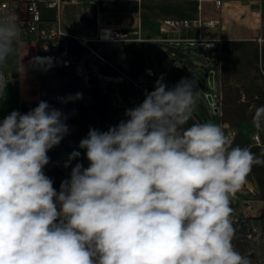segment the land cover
Instances as JSON below:
<instances>
[{
  "label": "clouds",
  "instance_id": "obj_1",
  "mask_svg": "<svg viewBox=\"0 0 264 264\" xmlns=\"http://www.w3.org/2000/svg\"><path fill=\"white\" fill-rule=\"evenodd\" d=\"M21 37L16 13H0V67ZM197 91L195 79H158L126 120L90 128L87 166L59 191L44 169L68 132L61 111H11L0 121V264H251L232 243L231 202L264 160L216 123L185 127Z\"/></svg>",
  "mask_w": 264,
  "mask_h": 264
},
{
  "label": "rangeland",
  "instance_id": "obj_2",
  "mask_svg": "<svg viewBox=\"0 0 264 264\" xmlns=\"http://www.w3.org/2000/svg\"><path fill=\"white\" fill-rule=\"evenodd\" d=\"M84 8L91 11L90 5ZM136 11L137 4L127 0H103L102 3L107 26H122L130 32L136 29ZM142 14L143 35L149 33L153 38L160 37V34H154L159 12H149L143 0ZM260 27L264 35V19ZM180 36L170 33L164 41L149 43L136 40L91 43L105 61L96 57L81 37L68 35L56 46L42 47L45 65L40 101L60 110L62 120L68 126L61 142L52 148L51 169L47 174L57 191L61 182L70 178L71 168L77 162L87 166L85 150L79 143L89 129L106 131L126 120V109L142 103L145 94L153 91L156 81L161 78L169 88L182 78L196 80L197 106L185 127L213 122L224 129L223 124L228 122L237 131L236 141L240 147H247L264 160V43L260 45L253 39H229L208 47L199 42L184 41ZM148 66L154 68L155 77L148 78L144 74ZM212 73L215 88L209 81ZM77 93L82 94L81 99H68ZM210 94L214 95L216 104L208 100ZM255 132H259L261 144L252 142ZM74 151L80 152V157L65 167ZM231 207L235 229L233 246L247 256L251 264H264V242L247 241L243 229L233 221L236 216L264 217V163L253 166L246 183L232 198Z\"/></svg>",
  "mask_w": 264,
  "mask_h": 264
},
{
  "label": "crops",
  "instance_id": "obj_3",
  "mask_svg": "<svg viewBox=\"0 0 264 264\" xmlns=\"http://www.w3.org/2000/svg\"><path fill=\"white\" fill-rule=\"evenodd\" d=\"M226 1L229 6L221 12L215 11L208 1L203 4L202 10L199 9L197 0H144V5L149 12L157 10L160 14L157 31L154 33L157 35L160 34V20L168 17L195 18L201 13L219 20L217 26L206 32V38L213 40L214 46L229 39L256 41L258 36L263 35L260 26L264 19V0ZM102 3L103 0H59V11L57 8H48L43 5L42 17L46 21L53 20L59 12L67 35L91 38L107 26L105 13L102 12ZM88 5H90V12L84 8ZM149 6L152 9L148 8ZM255 11L261 13L260 19L254 17ZM213 29L216 31L212 33ZM143 31L142 22V34ZM193 33L190 32V34ZM145 35L151 36L149 33H144ZM201 44L206 45V43ZM44 65L41 43L22 30V37L15 52L7 63L0 67V71L6 77L5 87L0 91V121L13 110L21 112L22 109L31 110L37 106L42 97ZM51 152L52 149L48 152L49 164L44 169L46 175L51 169Z\"/></svg>",
  "mask_w": 264,
  "mask_h": 264
},
{
  "label": "built area",
  "instance_id": "obj_4",
  "mask_svg": "<svg viewBox=\"0 0 264 264\" xmlns=\"http://www.w3.org/2000/svg\"><path fill=\"white\" fill-rule=\"evenodd\" d=\"M127 1L135 2L137 4V15H135L134 21L136 29L133 32L124 29L122 26L110 25L102 28L94 38H80L100 60L105 61L106 58L91 46V43L93 42L111 43L136 40L137 42L149 43L154 40L164 41L168 38L170 33H178L181 35L180 38L184 41L206 43L208 47L214 46L213 40L206 38V32L208 29L217 26L219 20L209 18L202 13L195 18H164L159 22L160 37L153 38L152 36H144L142 34V0ZM206 1H208L212 8L217 12L224 11L225 8L229 6V3L226 0H197L199 9L202 10L203 4ZM43 5L48 8H57L59 11V0H0V9H2L3 12L14 11L17 15V20L21 29L40 42L44 49H48L60 44L63 38L68 35L62 26L59 12L53 20L46 21L43 19L41 10ZM253 14L255 18H261V13L259 11H255ZM190 32L194 33L190 34ZM256 41L262 45L264 43V35L258 36ZM144 74L148 78H153L155 77L156 72L153 67L148 66L145 69ZM211 98L213 100L212 96ZM28 111L29 110L22 109L21 113H26ZM223 127L225 133L232 139L233 147L240 146L236 141V129L228 122L223 124ZM252 142L254 144H261V136L259 132H255L252 135ZM233 221L239 224L243 229V234L247 241L253 243L264 242V217L256 219L251 217L240 218L236 216L233 217Z\"/></svg>",
  "mask_w": 264,
  "mask_h": 264
},
{
  "label": "bare ground",
  "instance_id": "obj_5",
  "mask_svg": "<svg viewBox=\"0 0 264 264\" xmlns=\"http://www.w3.org/2000/svg\"><path fill=\"white\" fill-rule=\"evenodd\" d=\"M0 13H3V10L2 9H0ZM214 73H212V74H210V78H209V81H210V85H211V87L212 88H215V79H214ZM212 97H213V100H210V97H209V101L212 103H214V104H216L215 103V99H214V95H212V94H210ZM210 95H208V96H210Z\"/></svg>",
  "mask_w": 264,
  "mask_h": 264
},
{
  "label": "water",
  "instance_id": "obj_6",
  "mask_svg": "<svg viewBox=\"0 0 264 264\" xmlns=\"http://www.w3.org/2000/svg\"><path fill=\"white\" fill-rule=\"evenodd\" d=\"M209 97H210V100H212L211 95Z\"/></svg>",
  "mask_w": 264,
  "mask_h": 264
}]
</instances>
